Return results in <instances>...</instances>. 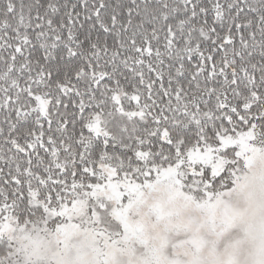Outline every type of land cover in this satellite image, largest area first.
Returning a JSON list of instances; mask_svg holds the SVG:
<instances>
[{"label":"snow or ice","instance_id":"snow-or-ice-1","mask_svg":"<svg viewBox=\"0 0 264 264\" xmlns=\"http://www.w3.org/2000/svg\"><path fill=\"white\" fill-rule=\"evenodd\" d=\"M0 264H264V0H0Z\"/></svg>","mask_w":264,"mask_h":264}]
</instances>
